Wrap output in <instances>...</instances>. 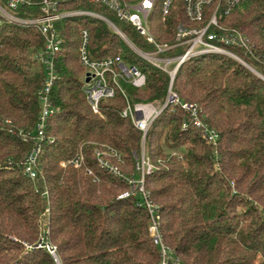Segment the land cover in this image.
Wrapping results in <instances>:
<instances>
[{
  "label": "trees",
  "instance_id": "16d2710c",
  "mask_svg": "<svg viewBox=\"0 0 264 264\" xmlns=\"http://www.w3.org/2000/svg\"><path fill=\"white\" fill-rule=\"evenodd\" d=\"M61 6L97 9L138 47H153L101 3L77 0ZM227 20L264 50V0H247ZM180 21L188 22L184 0H174L166 17L157 0L150 23L158 40L174 41ZM56 26L64 41L51 89L57 110L46 128L54 139L44 143L38 176L31 178L21 161L33 141L20 131L32 132L39 116L45 68L34 54L44 37L36 27L0 17V264H157L161 253L148 230L147 210L137 197L120 196L127 181L100 166L95 148L115 147L123 155L122 168L134 171L142 130L121 110L127 100H164L170 75L137 54L101 18L74 16ZM83 28L89 30L93 57L120 55L146 74L143 87L120 78L126 95L117 88L114 96L100 100L99 112L83 88ZM254 62L264 73V65ZM173 87L183 100L199 105L219 137L216 145L207 142L184 108L174 104L148 130L145 150L155 168L145 183L159 204L165 241L181 264H264V79L231 57L205 54L179 67ZM80 149L83 166L61 164ZM41 239L44 245L38 246ZM46 242L56 247L59 262Z\"/></svg>",
  "mask_w": 264,
  "mask_h": 264
},
{
  "label": "built area",
  "instance_id": "2783aa9c",
  "mask_svg": "<svg viewBox=\"0 0 264 264\" xmlns=\"http://www.w3.org/2000/svg\"><path fill=\"white\" fill-rule=\"evenodd\" d=\"M77 0H0V17L23 26L36 27L44 37L43 46L36 51L34 57L43 63L45 80L38 90L40 112L32 132L20 131L24 139L33 141L30 151L21 161L22 168L27 176L36 178L39 173V156L46 142H52L53 136L46 133L49 117L55 113L57 107L51 99V89L57 78L56 56L60 51L64 37L56 26V22L74 16H94L104 20L111 28L118 32L128 45L142 58L157 67L167 71L170 82L164 100L130 102L121 110V114L130 117L132 122L142 130L141 153H135V169L128 172L119 162H124L122 153L111 145H102L95 148V156L101 167L117 177L127 181L129 187L120 193L121 197L135 196L137 204L144 207L149 216L148 230L153 241L158 245L161 260L157 264H168L170 259L181 264L178 256H173L172 247L165 241L161 230V210L154 200L145 183L146 174L152 172L155 165L146 154L145 140L148 130L163 109L169 105H179L195 125L202 131L207 142L216 145L219 137L217 129L209 124L201 115L199 105L190 100H183L173 87L175 75L179 67L192 57L205 54H221L231 57L264 79V73L254 61L264 65V50L238 26L228 22L227 16L231 11L247 0H184V11L188 22L180 21L176 26L175 39L172 42L160 41L151 28L150 15L157 0H84L91 3H101L114 11L117 16L130 22L153 47L143 49L138 47L108 15L94 8L83 6H65ZM79 1V0H78ZM174 0H161V14L166 17ZM22 8L29 9V13H20ZM33 9V10H31ZM36 9V12H33ZM264 38V25L261 27ZM80 61L85 67L83 88L87 93L92 108L100 111V100L103 97H112L117 88L126 95L120 84V78L138 87L146 84L145 72L135 64L127 63L123 57L107 56L93 57L89 50V30L81 31ZM182 47V50L175 51ZM188 125L184 120L183 128ZM173 153H179L173 151ZM85 153L82 149L61 164L81 167L85 164ZM88 172H93L87 167ZM97 179V178H96ZM44 240L38 243L43 246ZM45 246L56 256V247L46 242Z\"/></svg>",
  "mask_w": 264,
  "mask_h": 264
},
{
  "label": "rangeland",
  "instance_id": "374dc122",
  "mask_svg": "<svg viewBox=\"0 0 264 264\" xmlns=\"http://www.w3.org/2000/svg\"><path fill=\"white\" fill-rule=\"evenodd\" d=\"M167 150L168 151H170V150L173 151L174 150V151H177V152L181 151V149H176V150L175 149H167Z\"/></svg>",
  "mask_w": 264,
  "mask_h": 264
},
{
  "label": "water",
  "instance_id": "95a60500",
  "mask_svg": "<svg viewBox=\"0 0 264 264\" xmlns=\"http://www.w3.org/2000/svg\"><path fill=\"white\" fill-rule=\"evenodd\" d=\"M55 257H56V259H57V260H58V262H59V258H58V256H57V254H56V256H55Z\"/></svg>",
  "mask_w": 264,
  "mask_h": 264
}]
</instances>
